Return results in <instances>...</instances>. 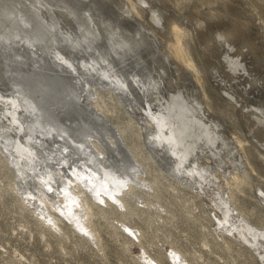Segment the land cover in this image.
I'll list each match as a JSON object with an SVG mask.
<instances>
[{"label":"rangeland","instance_id":"1","mask_svg":"<svg viewBox=\"0 0 264 264\" xmlns=\"http://www.w3.org/2000/svg\"><path fill=\"white\" fill-rule=\"evenodd\" d=\"M263 162L264 0H0V264H264Z\"/></svg>","mask_w":264,"mask_h":264},{"label":"bare ground","instance_id":"2","mask_svg":"<svg viewBox=\"0 0 264 264\" xmlns=\"http://www.w3.org/2000/svg\"><path fill=\"white\" fill-rule=\"evenodd\" d=\"M197 3H198V2H197ZM183 5H184V4H183ZM193 5H194V4H193ZM211 8H212V7H211ZM215 8H216V7H215ZM35 10H36V9H35ZM130 12H131V11H130ZM154 16H155V15H154ZM156 21H157V20H156ZM175 22H176V21H175ZM170 24H171V23H170ZM173 25H174V24H173ZM171 26H172V25H171ZM172 27H173V26H172ZM172 29H173V28H172ZM179 29H180V28H179ZM179 29L177 28L176 31H177V34H178L179 39H180L181 37L183 38V36L185 35V32H184V31H181V29H180V30H179ZM41 34H42V32H41ZM41 34H40V35H41ZM257 34H258V33H257ZM175 36H176V34H175ZM175 49H176V48H175ZM179 49H181V45L179 46ZM176 50H177V49H176ZM53 52H54V51H53ZM245 52H246V51H245ZM34 53H35V51H34ZM30 54H31V53H30ZM32 54H33V53H32ZM32 54H31V57H32ZM35 54H36V53H35ZM35 54H34V55H35ZM66 57H67V56H66ZM27 61H28V60H27ZM47 66H48V65H47ZM54 66H56V65H54ZM59 66H61V65H59ZM111 67H112V66H111ZM19 68H20V67H19ZM42 68H43V67H42ZM42 68H41V69L39 68L40 70L37 69V70L39 71V73H40V71L42 72V70H43ZM20 69H21V68H20ZM20 69H19V70H20ZM44 69H45V68H44ZM47 69H48V67H47ZM18 72H19V71H18ZM138 73H139V72H138ZM96 74H97V73H96ZM18 75H19V74H18ZM37 75H38V74H37ZM37 75H36V76H37ZM6 76H7V75H6ZM34 76H35V75H34ZM93 76H94V75H93ZM19 78H20V77H19ZM34 78H35V77H34ZM36 78H37V77H36ZM93 79H94V78H93ZM99 79H100V78H99ZM131 79H132V78H131ZM25 80H26V79H25ZM73 80H74V79H73ZM95 80H96V78H95ZM95 80H94V81H95ZM91 81H92V80H91ZM131 81H132V80H131ZM31 82H32V84L34 85V87L37 86V81L34 80L33 77L31 78ZM120 82H121V81H120ZM122 82H123V81H122ZM122 82H121V83H122ZM132 82H133V81H132ZM29 83H30V82H29ZM81 83H82V82H81ZM133 83H134V82H133ZM21 86H22V85H21ZM29 86H30V85H29ZM66 86H67V85H66ZM87 86H88V85H87ZM16 88H18V86H17ZM129 90H130V89H129ZM37 91H38V89H37ZM79 91H80V90H79ZM77 92H78V91H77ZM4 94H5V93H4ZM54 94H55V93H54ZM73 95H74V94H73ZM26 96H27V95H26ZM128 96H129V95H128ZM144 96H145V95H144ZM47 97H49V96H47ZM47 97H45V98H47ZM68 98H69V97H68ZM27 99H28V98H27ZM145 99H146V98H145ZM11 100H12V99H11ZM43 100H44V99H43ZM142 100H143V99H142ZM9 102H10V101H9ZM12 102H13V101H12ZM14 102H15V101H14ZM42 102H43V101H42ZM50 102H51V101H50ZM65 102H67V101H65ZM68 102H69V101H68ZM10 103H11V102H10ZM7 104H9V103H7ZM61 104H62V103H61ZM71 104H72V103H71ZM11 105H13V104H11ZM14 105H15V103H14ZM66 105H67V103H66ZM68 106H69V105H68ZM11 107H12V106H11ZM16 107H17V106H16ZM11 109H12V108H11ZM25 109H26V108H25ZM67 109H68V108H67ZM13 110H14V108H13ZM14 111H15V110H14ZM54 111H55V110H54ZM39 112H40V111H39ZM72 112H73V111H72ZM74 112H75V111H74ZM76 112H77V111H76ZM19 113H20V112H19ZM44 115H45V114H44ZM60 117H61V116H60ZM75 117H76V116H75ZM163 117H164V116H163ZM32 118H33V117H32ZM80 118H81V117H79L78 119H80ZM161 118H162V117H161ZM16 119H17V118H16ZM70 119H72V118H70ZM68 120H69V119H68ZM74 120H75V118H74ZM157 120H158V119H157ZM159 120H160V118H159ZM161 120H162V119H161ZM16 121H17V120H16ZM18 121H19V120H18ZM23 121H24V120H23ZM70 121H71V120H70ZM72 121H73V120H72ZM72 121H71V122H72ZM28 122H29V121H28ZM75 122H76V120H75ZM77 122H79V121H77ZM161 122H162V121H161ZM23 123H24V122H23ZM36 124H37V123H36ZM80 124H81V123H80ZM30 125H31V124H30ZM168 125H169V124H168ZM20 126H21V125H20ZM65 126H66V125H65ZM22 128H23V127H22ZM35 129H36V128H35ZM68 129H70V128H68ZM28 130H29V129H28ZM79 130H80V129H79ZM2 131H3V130H2ZM31 132H32V131H31ZM34 132H35V131H34ZM72 132L74 133V130H73ZM75 132H76V130H75ZM83 132H84V131H83ZM73 133H72V134H73ZM78 133H79V132H78ZM188 133H189V131H188ZM43 134H44V133H43ZM81 134H82V133H81ZM189 134H190V133H189ZM84 135H85V134H84ZM59 136H60V135H59ZM87 136H88V134L86 135V137H87ZM89 136H90V135H89ZM181 136H182V135H181ZM57 137H58V136H57ZM79 137H80V136H79ZM156 137H157V135H156ZM182 137H183V136H182ZM185 137H186V136H185ZM188 137H189V136H188ZM176 138H177V137H176ZM56 139H57V138H56ZM76 139H77V138H76ZM76 139H75V141H76ZM87 139H88V138H87ZM87 139H86V140H87ZM77 140H78V139H77ZM176 140H177V139H176ZM78 141H79V140H78ZM172 141H173V140H172ZM178 141H180V138H179ZM76 142H77V141H76ZM19 143H20V142H19ZM23 143H24V142H23ZM79 143H81V142H79ZM174 143H176V142L174 141ZM86 144H87V143H86ZM170 144H172V142H171ZM172 145H173V144H172ZM75 147H76V146H75ZM75 147H74V148H75ZM86 147H87V146H86ZM86 147H85V148H86ZM173 147H174V146H173ZM174 148L177 149V151H178V148H176V147H174ZM79 149H80V147H79ZM79 149H78V150H79ZM87 149H88V148H87ZM175 149H174V150H175ZM66 150H67V149H66ZM169 150H170V149H169ZM61 151H62V149H61ZM61 151H60V152H61ZM80 151H81V150H80ZM170 151H171V150H170ZM172 153H173V152H172ZM175 153H176V152H175ZM85 154H86V153H85ZM89 154H90V153H89ZM173 154H174V153H173ZM79 155H81V154H79ZM83 155H84V154H83ZM64 156H65V154H64ZM76 156H77V155H76ZM58 158H59V157H58ZM58 158H57V159H58ZM63 159H64V158H63ZM75 159H76V158H75ZM73 161H74V159H73ZM125 161H126V160H125ZM71 162H72V161H71ZM71 162H70V163H71ZM263 163H264V162H263ZM127 167H128V166H127ZM130 168H131V166H130ZM131 169H132V168H131ZM126 170H127V169H126ZM131 171H132V170H131ZM100 172H101V171H99V173H100ZM105 172H106V171H105ZM129 172H130V171H129ZM97 173H98V172H97ZM99 173H98V175H99ZM134 173H135V172H134ZM100 174L102 175V173H100ZM104 174H105V173H104ZM126 174H127V173H126ZM130 174H131V173H130ZM98 175H97V176H98ZM128 176H129V174H128ZM130 177H131V176H130ZM95 178H96V177H95ZM104 179H105V178H104ZM92 180H93V179H92ZM95 180H96V179H95ZM99 180H100V179H99ZM94 182H95V181H94ZM98 182H99V181H98ZM96 185H97V184H96ZM260 237H261V236H260ZM258 238H259V237H258ZM258 238H257V240H258ZM254 240H255V239H254Z\"/></svg>","mask_w":264,"mask_h":264}]
</instances>
